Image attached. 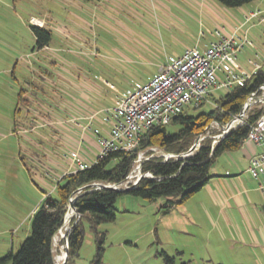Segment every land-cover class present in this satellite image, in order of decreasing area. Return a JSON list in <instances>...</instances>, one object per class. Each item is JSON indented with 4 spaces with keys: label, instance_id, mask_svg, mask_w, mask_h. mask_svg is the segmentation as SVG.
I'll list each match as a JSON object with an SVG mask.
<instances>
[{
    "label": "rangeland",
    "instance_id": "374dc122",
    "mask_svg": "<svg viewBox=\"0 0 264 264\" xmlns=\"http://www.w3.org/2000/svg\"><path fill=\"white\" fill-rule=\"evenodd\" d=\"M256 11L258 18L244 23V13ZM39 24L52 36L41 51L35 47L31 29ZM218 28L248 41L237 54L242 67L250 70L249 59L264 60V0L241 8H226L216 0H0V259L11 251L15 254L30 235L32 213L47 192L46 185L67 167L62 144L68 143L66 132L77 125L72 120L65 123V118L57 121L53 114H61L66 101L72 102L70 95L73 103L79 98L64 82L82 76L84 80L75 87L89 99L94 91L89 82L100 93L105 89V97L99 99L113 108L121 91L135 82H148L166 57L180 56L194 46L203 52L216 40ZM261 65L264 69V62ZM29 83L35 84L36 95L26 107L19 104L18 93L25 89L31 98ZM212 92L215 98L226 94V90ZM210 108L211 104L195 110L186 106L183 111L195 116ZM45 123L58 126L59 134L42 127ZM167 129L176 132L178 126L170 124ZM44 156L57 165L46 164L50 162ZM215 162V166L222 164ZM195 195L168 213L160 209L162 199L150 202L120 195L114 222L98 228L105 234L100 264H257L258 257L264 261L262 250L248 244L231 239L207 242L208 225L197 213ZM73 217L77 220L79 215L70 211L55 235L54 264L63 262L57 259L65 250L61 234ZM83 230L82 245L68 264L94 260L96 243L88 222ZM164 255L172 258L171 263Z\"/></svg>",
    "mask_w": 264,
    "mask_h": 264
},
{
    "label": "trees",
    "instance_id": "16d2710c",
    "mask_svg": "<svg viewBox=\"0 0 264 264\" xmlns=\"http://www.w3.org/2000/svg\"><path fill=\"white\" fill-rule=\"evenodd\" d=\"M83 1L90 2L92 0ZM216 1L226 8H241L255 0ZM31 29L36 38L35 47L39 51L48 47L52 39L51 32L45 27L31 26ZM51 65H55V63H51ZM32 73L34 75L36 72L32 71ZM29 85L33 90V94H29L31 98L26 95L25 89H21L18 93L19 104L23 102L26 107L29 106L30 99L34 101V95H36L35 84L29 83ZM263 85L264 69L261 68L243 86L235 85L226 90V94L219 98H215L211 91L205 102L199 107L193 108L194 110L202 109L207 104H211L208 111L195 116H188L182 111L173 116L168 125H177L176 132H170L167 129L168 125L153 126L140 133L136 152L110 151L101 158H96L94 164L86 170L74 174L61 173L58 175L55 181L50 182L49 185L45 184L48 190L43 192V199L32 213L30 235L22 242L15 254L11 251L1 258L0 264H54L53 240L64 225L69 200L73 194L77 196L74 209L79 218L76 220L73 217L71 221V226L74 222L76 224L68 235L66 264L76 257L82 245L84 222H88L96 243V254L91 264H100L105 234L99 232L98 228L102 224L114 222L117 198L126 194L150 202L162 199L163 203L160 209L163 213H168L176 205L182 204L203 189L211 178L210 169L218 157L224 153L238 150L247 140L248 134L257 120L264 116V104H253L247 110L243 123L236 124L227 134L220 137L222 128L240 114L253 93H255V97H258L259 88ZM122 93L123 91L118 95L120 96ZM117 100L118 97L116 103ZM63 111L61 114L65 118V123L69 121V117H78L76 113L73 114L67 109ZM84 111H86L85 108ZM92 112L94 111H87L88 114ZM63 123L60 121L61 125ZM48 124L45 123L42 127L48 126L52 131L50 133L56 135L55 128L50 126L51 123ZM213 124H216L218 129H213ZM33 128L34 126L31 127V130ZM87 132L94 136L99 134V130H93L92 127ZM66 147L67 145L63 147L67 151L66 155L75 150ZM192 147L194 150L190 151ZM151 148H156L160 153L172 157L165 160L164 156L152 152ZM139 152L145 154V158L141 161V174L149 176L142 177L134 188L120 192L109 188L96 189L92 186L95 183L117 185L124 182L133 170ZM65 156L63 158L69 162ZM44 157L46 162L48 157ZM79 157L83 159L81 156ZM61 244H64L63 240ZM58 257L60 260L63 259V254ZM164 259L166 263H171L172 258L164 255Z\"/></svg>",
    "mask_w": 264,
    "mask_h": 264
},
{
    "label": "built area",
    "instance_id": "2783aa9c",
    "mask_svg": "<svg viewBox=\"0 0 264 264\" xmlns=\"http://www.w3.org/2000/svg\"><path fill=\"white\" fill-rule=\"evenodd\" d=\"M259 15V11L245 12L244 23H250ZM214 33L216 40L210 42L203 52L199 51L198 46H194L185 48L180 56L166 57L148 82L134 83L131 89L118 97L113 108L88 114L87 124L84 126L81 127L77 119L72 120L75 125L82 128V131L90 129L99 114H102L104 122L111 120L108 138L98 137L100 153L97 158L114 150L125 152L137 150L140 133L143 130L153 126L168 125L171 118L182 112L186 106L199 107L206 101L209 92L228 90L235 85L243 86L261 69V63L250 59L247 61L250 70L238 63L237 54L248 43L246 39L227 36L220 28ZM259 91L258 97H255L253 93L246 103L250 102L251 106L256 103L264 104V85L259 88ZM234 123L230 129L243 121ZM263 132L264 116H261L249 132L247 140L260 143L263 139ZM224 135L222 131L220 137ZM150 150L161 154L165 160L172 157L158 152L156 148ZM65 157L72 165L70 174L86 170L94 164V161L88 162L81 159L77 150L70 151ZM144 158L145 154L139 152L135 166L126 180L109 186L117 190L132 189L142 177H148V174H141V161ZM247 172L254 179L264 176V153L251 158ZM95 188L99 189L97 186ZM260 189H264V183L260 185Z\"/></svg>",
    "mask_w": 264,
    "mask_h": 264
},
{
    "label": "crops",
    "instance_id": "0c3cea01",
    "mask_svg": "<svg viewBox=\"0 0 264 264\" xmlns=\"http://www.w3.org/2000/svg\"><path fill=\"white\" fill-rule=\"evenodd\" d=\"M38 27L40 28L43 26L39 24ZM262 62H264V60ZM69 73L71 74V72ZM68 79L69 78H67V80ZM83 80L82 76L79 77V75H77L74 80H68L71 86L68 84V81H63L72 90V95L79 98L78 102L73 103V98L70 95L72 102L66 101V103L64 101L67 105L64 109L78 115V117L75 118L69 117V121L77 119L81 127L87 124V111H100L110 108V105H103L99 99L105 97L103 93L105 89L100 93L101 89L98 91L93 87V83L89 82L87 85L94 90H91L93 94L89 92L93 99H89L75 87L77 83ZM84 108L86 111H84ZM53 115L55 119H64V116L61 114L56 113ZM102 119V114H99L96 121L91 125L93 130H99L98 136L88 133L87 130L82 131L72 124L73 128L71 129L65 127L66 130L69 129V132H66L68 143H63L60 140L63 143L62 145L66 146V144H68L67 147L77 150L79 156L83 159L89 162L94 161L100 153L98 137L108 138L111 125V120L104 122ZM57 129L58 126L55 129L57 131L56 135L59 134ZM263 153L264 132L263 139L260 143L246 140L238 150L224 153L218 157L217 160L222 161L221 166H215V162L213 164V166H215L213 171V166L211 167V178L205 187L194 196V199L198 201L199 208H197V213L202 215L208 225L206 227L208 234L207 242L214 239L218 243H229L231 239L234 242L248 244L256 250L260 249V251L262 250V255H264V189H260V185L264 183V176L254 179L247 172L251 158ZM47 160H49L50 163L46 164H56L51 158ZM66 164L67 167L63 170L62 174H70V172H72L70 161L69 163L66 162ZM56 177H58V175ZM255 260L258 261L257 264H264L261 257Z\"/></svg>",
    "mask_w": 264,
    "mask_h": 264
},
{
    "label": "water",
    "instance_id": "95a60500",
    "mask_svg": "<svg viewBox=\"0 0 264 264\" xmlns=\"http://www.w3.org/2000/svg\"><path fill=\"white\" fill-rule=\"evenodd\" d=\"M250 106H251V103L250 102L245 103V105L243 106L240 114H238V116L236 117V119H233L231 122H229L226 126H224L222 128L224 134H227L229 132L230 128L232 127V125H233V123L235 121H243V119L245 118L246 112L250 108ZM193 150H194V147H192L190 151H193ZM133 152H136V150H133ZM92 186L93 187H96L97 186L99 189H101V188H109V189H112V190H115V191H120V192H126V191L129 190V189L117 190L113 186L104 185V184H100V183L93 184ZM74 195L75 194H73L72 198H70V200H69L67 214H66V218H65L64 221L67 220L70 211H73V212L75 211V209H74V202H75L77 196H74ZM75 224L76 223H74L72 226H70L68 229H66L65 230V233H62V239L65 240V250H64V256H63V262L61 264H66L67 263V260H68V235H69V232L71 231L72 227L75 226ZM61 229L59 231H61Z\"/></svg>",
    "mask_w": 264,
    "mask_h": 264
},
{
    "label": "bare ground",
    "instance_id": "6f19581e",
    "mask_svg": "<svg viewBox=\"0 0 264 264\" xmlns=\"http://www.w3.org/2000/svg\"><path fill=\"white\" fill-rule=\"evenodd\" d=\"M234 124H235V123H234ZM234 124H233V125H234ZM61 236H62V234H61ZM57 237H58V236H57ZM57 259L60 260L58 256H57ZM58 264H59V263H58Z\"/></svg>",
    "mask_w": 264,
    "mask_h": 264
}]
</instances>
